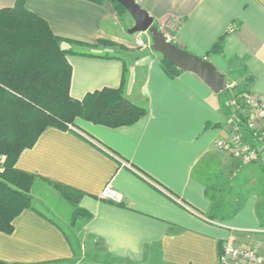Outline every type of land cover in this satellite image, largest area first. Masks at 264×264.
<instances>
[{
  "label": "crops",
  "instance_id": "obj_1",
  "mask_svg": "<svg viewBox=\"0 0 264 264\" xmlns=\"http://www.w3.org/2000/svg\"><path fill=\"white\" fill-rule=\"evenodd\" d=\"M134 1L172 44L225 77L233 73L243 91L264 98V0ZM15 2L0 0V10ZM25 7L72 52L66 56L72 98L118 89L125 70L123 96L146 115L115 129L81 120L66 131L48 128L20 154L15 168L35 177L32 209L14 219L12 233L0 232L1 263L218 264L224 243L264 242L257 216L246 226L236 222L238 215L228 222L207 219L212 209L236 202L234 195L227 199L233 160L214 142L233 128L245 131L243 96L214 94L188 72L170 78L157 54L131 63L127 57L134 53L99 46L125 41L122 16L109 0H26ZM222 37V52L206 56ZM53 184L80 194L78 218ZM107 184L121 196L119 204L100 198ZM46 187L69 206L68 218L60 206L53 213L71 237L34 207Z\"/></svg>",
  "mask_w": 264,
  "mask_h": 264
},
{
  "label": "trees",
  "instance_id": "obj_2",
  "mask_svg": "<svg viewBox=\"0 0 264 264\" xmlns=\"http://www.w3.org/2000/svg\"><path fill=\"white\" fill-rule=\"evenodd\" d=\"M86 1L100 5L106 0ZM109 1L117 15L127 14L115 0ZM25 3L26 0H16L12 8L0 10V156L4 157L0 171V232L4 234L12 233V222L20 213L32 209L35 177L18 171L15 164L44 130L66 131L76 120L115 129L134 125L146 115L144 108L123 96L125 70L118 89L104 88L86 94L81 100L72 98L69 93L72 70L66 60L72 52L61 48V40L52 34L44 20L26 9ZM105 43L108 42H98ZM222 45L223 37L206 56L221 53ZM161 65L170 78L182 72L162 57ZM242 93L249 95L247 91ZM244 132L247 138V130ZM53 186L74 207L73 215L78 218L80 194L60 185ZM233 186L228 182L227 189L232 192ZM235 205L232 199L212 209L207 219L228 221L237 214ZM85 219H90V215L86 214Z\"/></svg>",
  "mask_w": 264,
  "mask_h": 264
},
{
  "label": "rangeland",
  "instance_id": "obj_3",
  "mask_svg": "<svg viewBox=\"0 0 264 264\" xmlns=\"http://www.w3.org/2000/svg\"><path fill=\"white\" fill-rule=\"evenodd\" d=\"M122 23L124 25L122 37L125 41L119 43L106 41L108 43L100 44L99 46H105L117 55L128 56L130 53L135 54L139 49L136 45V41L140 40L145 42L147 38L150 39V36L147 32L129 35L127 31L133 27L134 23L128 14L122 15ZM234 80H238L236 75L233 73L227 75V87L223 92L229 93L232 98L244 97L242 93L243 85H240V82ZM227 177H229L228 182L234 185L232 192L230 188L227 189V199L230 200L233 197L232 193L235 192V208L237 209L236 215H238L236 222L241 226L250 225L252 222H258L255 218L257 216L261 227L264 228V162L252 164L240 163V165H237L235 161H232L230 164V172L227 173ZM49 193H51V195ZM59 206L62 214L68 218L70 208L58 193L49 188L47 190L46 187V192L44 194H40L39 197L35 195L34 207L52 218L66 231L68 236L71 237V232L65 220L56 217L53 213V209L59 208ZM234 216L232 218H234ZM254 219H256V221Z\"/></svg>",
  "mask_w": 264,
  "mask_h": 264
},
{
  "label": "built area",
  "instance_id": "obj_4",
  "mask_svg": "<svg viewBox=\"0 0 264 264\" xmlns=\"http://www.w3.org/2000/svg\"><path fill=\"white\" fill-rule=\"evenodd\" d=\"M136 45L140 50H150L152 42L147 38L145 42L136 41ZM242 102L249 113L244 122L249 136L246 138L245 132L233 128L226 137L214 142V148L241 164L264 162V98L247 95ZM3 165L4 157L0 156V171ZM100 198L118 204L122 200L109 184L100 193ZM261 234L264 235V229ZM218 264H264V242H256L252 247L224 243L220 248Z\"/></svg>",
  "mask_w": 264,
  "mask_h": 264
},
{
  "label": "water",
  "instance_id": "obj_5",
  "mask_svg": "<svg viewBox=\"0 0 264 264\" xmlns=\"http://www.w3.org/2000/svg\"><path fill=\"white\" fill-rule=\"evenodd\" d=\"M131 17L134 25L127 32L129 35L147 32L152 45L150 50L144 49L127 57L129 62L148 56L159 55L182 72L198 77L214 94L226 89V77L209 61L192 55L172 44L166 36L153 25V19L134 0H115Z\"/></svg>",
  "mask_w": 264,
  "mask_h": 264
}]
</instances>
